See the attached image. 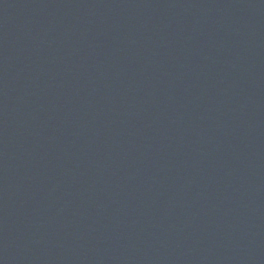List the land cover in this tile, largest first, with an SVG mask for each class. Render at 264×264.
<instances>
[{
  "label": "water",
  "instance_id": "95a60500",
  "mask_svg": "<svg viewBox=\"0 0 264 264\" xmlns=\"http://www.w3.org/2000/svg\"><path fill=\"white\" fill-rule=\"evenodd\" d=\"M75 264H264V0H111Z\"/></svg>",
  "mask_w": 264,
  "mask_h": 264
}]
</instances>
